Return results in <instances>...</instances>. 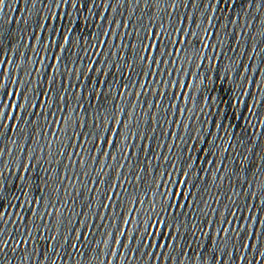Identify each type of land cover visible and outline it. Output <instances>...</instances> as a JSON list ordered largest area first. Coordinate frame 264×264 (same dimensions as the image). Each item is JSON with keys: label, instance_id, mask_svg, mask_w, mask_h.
I'll return each mask as SVG.
<instances>
[{"label": "snow or ice", "instance_id": "obj_1", "mask_svg": "<svg viewBox=\"0 0 264 264\" xmlns=\"http://www.w3.org/2000/svg\"><path fill=\"white\" fill-rule=\"evenodd\" d=\"M4 2V0H0V4H2ZM54 3H56L57 5L59 4H68V3H73L74 0H53ZM149 3L152 2V0H148ZM219 2H223V0H219ZM88 3H90V0H84V6L85 4L87 5ZM171 3H175V0H171ZM189 3H192V0H189ZM209 7H213V4H209ZM108 7H111V4L108 5ZM191 23H195L194 18H189ZM184 21H181V23H183ZM209 23H211V18H209ZM44 25H42L43 27ZM199 27V25L197 26ZM247 27V25H246ZM174 31L177 34V39L175 40V44H181L184 43L186 41H182L179 37L180 36H188V35H195V33H193L191 31V29L188 30V32H185L183 28H176L174 29ZM205 39H209V43L204 45L203 47L205 49L209 48V47H213L211 44V40L209 38V35L207 34V30H205ZM212 36H215L216 33L213 32L211 34ZM167 36L165 35V33L161 32V33H157L155 31V29H152L151 32V36L149 37V39L155 40L156 43L155 44H148L144 47L143 51H144V55L141 56V60H148L151 64H156L157 66L162 63L163 61H157L155 60V57L153 55H150V53H154L155 51H158L159 48H161L163 45L161 43L162 39H166ZM64 40L66 43H70L71 41V37L70 36H64ZM106 43V41L104 42ZM5 47H7V45H4L3 43H0V56L4 55V49ZM176 49L174 48V51ZM118 55V54H117ZM204 58H207L209 60L215 59L217 58V53L215 48L213 47V56L208 57L205 56ZM57 59L59 60V57H57ZM264 62V61H262ZM14 63V61H9V60H0V80L5 78V70L3 65L4 64H11ZM95 63V62H93ZM51 67V66H50ZM113 67H117V65L113 64ZM241 68L243 69V71H241ZM250 68H252V65L250 66L249 64H244L243 61L241 62V66L237 67L236 69V74L240 77V79L242 81H246L247 84L250 87H257L258 89H260L261 93L264 94V88H260V84L257 81H253L252 77L250 76H245L243 73L247 72ZM90 71L95 70L94 68H90ZM73 71H75V69H73ZM254 71H259L258 69H255ZM108 73H105V75H107ZM145 75L148 77H151L153 80L155 79V75L151 72H148L147 70L145 71ZM161 83H163V81H160ZM13 83H22V81L16 80L13 81ZM29 83H31V81H29ZM139 83V81L137 82ZM101 86H103V82H101ZM0 87H4L3 84H0ZM52 85H49V90H51ZM125 89H126V84L124 85ZM142 88L144 87H149L150 85H141ZM127 90V89H126ZM118 94H120L118 92ZM242 95H251V92L248 91H244L242 90ZM43 96V102H40L39 100L37 101L36 104H32L31 106L33 108H43L45 107V105L47 103H49L52 100V97L49 96L46 92L41 94ZM139 95V94H137ZM5 96L9 97V103L7 105H4L2 101H0V117L2 118H6L9 121H18L20 119V117L15 116L14 113L17 111H23L24 110V105L18 103L17 101L20 99H23L25 101H28V97L24 95V92H20L17 91L15 88L13 89V91L11 92H5ZM64 98L61 97V100H63ZM239 103V101H237ZM10 108L12 109V113H9L7 111H4V108ZM65 107H67V105L65 104ZM245 107L247 108L248 105L245 104ZM249 112L252 111L251 108L248 109ZM130 114L127 112V109L124 110V116H129ZM147 115V113H146ZM113 119L116 120V126L113 127H108L107 129H105V132L107 134H99L97 136V139L99 140V144L96 145L97 150L99 151L100 145H106L108 146L110 149L111 148H115L116 147V137H119L121 135V128H129V132L128 135L133 136V139H135V137L139 134L137 133H132L130 131V126L125 122L123 116H121L120 118H116L115 116L113 117ZM130 119H135V117H130ZM249 123H251V121H249ZM11 124V123H9ZM9 124H4L2 122V119H0V128H8L9 129ZM82 126H86V121ZM18 127V125H17ZM218 129H222L223 125H217ZM11 129H13V125L11 124ZM110 134L113 138L110 140L109 139V135ZM227 134V133H226ZM170 135H172L173 137L176 136V133H170ZM212 135L211 132L207 133V136ZM183 139V138H180ZM189 139H192V137H189ZM195 139H200L199 137H196ZM217 139H220L219 136H217ZM127 137H125V147L129 148V154L131 152V148L134 145H128L126 143ZM203 143L205 145H207V148H200V152H207L209 155H211V150L212 148H215L218 152L220 151V145L218 144H214V143H210L207 139V137L205 136ZM174 147L170 146L169 150L171 151V148ZM234 148V145L231 143V141L228 142L227 147L224 149L225 152H228L229 149ZM190 151L192 150L191 148L189 149ZM249 151H251V149H249ZM105 156L110 157L113 160H116L117 157L112 156L111 151H106L103 153ZM226 158V157H225ZM98 161V157L95 158ZM124 159L127 160V155L124 156ZM189 159H192V157H189ZM245 159H247V157H245ZM0 163H2V161H0ZM208 163H212L215 164L216 161H208ZM30 165H23V168L25 171H27L28 167ZM173 168H175V165H171ZM259 166V165H258ZM105 167H108L107 164H105ZM119 167L123 168V164L119 165ZM188 168H192V164L188 165ZM166 175H170L168 173H166ZM183 175L185 176V180L181 181L179 179H177L176 181H174L175 184L177 185H182V186H186L188 184V177L191 175L190 172H183ZM23 179V177H21ZM4 183L6 184L7 181L5 179ZM94 184L96 183L95 181L93 182ZM119 185H116L113 187V190L111 191V194L107 197V199L109 201L112 200L113 197H118L119 193L115 190L116 187H118ZM249 187L251 188L252 185L250 184ZM244 191V195L245 197H251V199L253 201L259 200L260 197H264V185H262L260 187L259 190V195H257V193L255 191H247V190H243ZM171 195L174 197H178L179 199L182 200H187V197L189 195V193H185L183 191L180 192H176L175 190H173L171 192ZM237 196L239 195L238 193L236 194ZM57 203H59V201H57ZM22 206L19 201L17 203V205L13 206V205H9V207H20ZM186 205L185 204H180L178 203L177 205H170V207H172L173 209H175L176 207L179 208H184ZM101 207L107 209L108 207H110L109 204H102ZM245 207L249 208L250 214L247 216L244 215H238V213H240V208L237 207V205L235 203H233V208L236 209V211H232L229 212V215H231L233 217L232 220H228V219H224L223 217L221 218V224L218 228V231L216 232V239H212L211 237H208V233H205L203 231H201V235L208 237L211 242L218 248L219 245L221 243H225L226 245H231V251L229 250V248L226 246L224 249L221 250V252L217 253L215 251H213L212 253V260L216 262V264H236V261L239 260L241 262V264H252V256H245V253L249 252V249H251L252 253H255V260H256V264H262V262H264V251H261V248H264V232H260V231H256L253 232V225L256 224H264V222H262L260 220L259 215L257 214L256 211H253V209H257L258 211H264V200L260 201V204H253L251 206L249 205H245ZM213 211H217L216 209H213ZM7 213L3 211V200L2 198H0V225H2L4 223L2 217L5 216ZM45 215H51L49 213H45ZM259 217V218H258ZM26 219V218H25ZM81 223H83L81 221ZM164 226V227H169L166 223L164 222H158L157 226ZM225 225H227V227H225ZM195 227V226H194ZM209 230H213V224L212 222H209ZM25 231L28 233L27 238L26 239H22L16 241L15 246L19 247L20 245H29V241H31L32 235L30 230L25 229ZM247 232V235H243L244 232ZM173 233H175L176 235H173ZM121 234L123 235V232H121ZM84 236V233L78 232L77 235V241L80 240L81 236ZM151 235H155V233H152ZM179 235V226H174V227H169V232H168V237L169 239H171L172 241L176 240V236ZM113 236H115V233H113ZM234 237L236 240L240 241L239 244L233 243ZM49 240H56L55 236H49L48 237ZM0 242L3 243V247H0V252H3L4 248H6L8 246V240H4V237L2 234H0ZM118 244H121L124 247H127L126 245H123V242L120 240L116 241ZM51 247V245L49 246ZM73 248H77L78 244L74 243L72 245ZM155 247L157 248H170L173 247V244H169V243H165L163 245L157 244L155 245ZM199 247V245H198ZM206 247V246H205ZM237 248H241L244 250V254L243 255H237L236 253V249ZM15 250V249H14ZM53 255H56V253H53ZM113 255H117V253L113 252ZM150 255H156V253H151ZM160 256L164 255V252H160L159 254ZM181 255H187L188 256V264H194V261L192 259L193 255H197L196 253H193L191 256H189L187 253H183L181 252ZM200 256V260H201V264H205V261L203 260V253H199L198 254ZM40 256L44 257L45 259H48V257L45 255V253L42 251L40 252ZM235 259H232L231 261L226 260L225 257H234ZM258 257V258H257ZM159 258V257H157ZM36 264H40V260L36 261ZM54 264V262H53Z\"/></svg>", "mask_w": 264, "mask_h": 264}, {"label": "water", "instance_id": "obj_2", "mask_svg": "<svg viewBox=\"0 0 264 264\" xmlns=\"http://www.w3.org/2000/svg\"><path fill=\"white\" fill-rule=\"evenodd\" d=\"M142 1L186 31L191 29L195 33L193 36L205 45L209 43V39H205L207 30L216 53L235 69L241 66L242 61L252 65L243 74L252 77L260 88H264V0H192V3L189 0H175V3H171V0ZM209 4H213L214 8ZM190 17L194 18V24ZM213 32L215 36L211 35ZM213 47L209 48L213 50Z\"/></svg>", "mask_w": 264, "mask_h": 264}]
</instances>
